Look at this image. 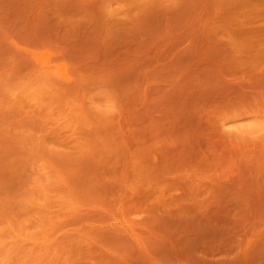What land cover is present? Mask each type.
Returning a JSON list of instances; mask_svg holds the SVG:
<instances>
[{
  "label": "rangeland",
  "instance_id": "1",
  "mask_svg": "<svg viewBox=\"0 0 264 264\" xmlns=\"http://www.w3.org/2000/svg\"><path fill=\"white\" fill-rule=\"evenodd\" d=\"M0 264H264V0H0Z\"/></svg>",
  "mask_w": 264,
  "mask_h": 264
}]
</instances>
